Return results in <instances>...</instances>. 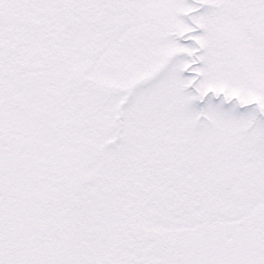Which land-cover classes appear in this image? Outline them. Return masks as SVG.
Returning <instances> with one entry per match:
<instances>
[{"label":"snow or ice","instance_id":"6c2138e0","mask_svg":"<svg viewBox=\"0 0 264 264\" xmlns=\"http://www.w3.org/2000/svg\"><path fill=\"white\" fill-rule=\"evenodd\" d=\"M0 264H264V0H0Z\"/></svg>","mask_w":264,"mask_h":264}]
</instances>
